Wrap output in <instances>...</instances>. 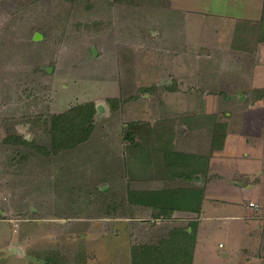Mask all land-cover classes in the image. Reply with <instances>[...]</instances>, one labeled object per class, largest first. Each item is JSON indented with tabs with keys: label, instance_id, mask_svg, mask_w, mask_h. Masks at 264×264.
<instances>
[{
	"label": "crops",
	"instance_id": "1",
	"mask_svg": "<svg viewBox=\"0 0 264 264\" xmlns=\"http://www.w3.org/2000/svg\"><path fill=\"white\" fill-rule=\"evenodd\" d=\"M162 2L167 45L162 74L169 79L160 82L151 47L141 63L123 67L128 84H114L100 97L117 103L135 91L147 92L145 99L127 104L137 138L129 165L135 180L115 182L119 206L113 217L104 209L96 223L81 215L77 220L85 225L71 226L61 213L75 210V192L64 179L57 180L60 187L53 178L38 184L40 203L31 220H20L7 210V198H0V264H264V0ZM204 44L222 50L221 57H201L197 49ZM138 47L126 58L136 61ZM132 73L144 74L145 82L130 81ZM191 75L203 77L201 84ZM247 90L259 95L242 92ZM100 98L75 106L93 103L100 113ZM207 120L214 126L206 139ZM138 125L146 128L145 146L138 143L143 139ZM119 131L117 155L123 145ZM96 135L94 127L87 141L58 154L86 151ZM85 194H78L84 204ZM63 203L66 210L60 212ZM129 203L131 214L125 215L122 207ZM106 218L114 219L110 227L103 224ZM141 245L155 249L153 258L137 252Z\"/></svg>",
	"mask_w": 264,
	"mask_h": 264
},
{
	"label": "rangeland",
	"instance_id": "2",
	"mask_svg": "<svg viewBox=\"0 0 264 264\" xmlns=\"http://www.w3.org/2000/svg\"><path fill=\"white\" fill-rule=\"evenodd\" d=\"M163 9L162 0H0V198H7V210L20 216V220L22 217L31 220L40 203L34 191L40 189L38 184L42 182L50 184L51 178L69 180L73 185L75 197L71 205H75V210L69 207L63 214L66 203L59 209L71 219L74 228L85 225L77 220L81 215L89 216V224L97 221L104 209L113 217L119 206L115 202V182L122 179L131 185L135 180L129 165L131 153L137 151L133 150L137 138L131 133L133 119L126 109L137 98L145 99L147 92L135 91L132 96L117 99V103L114 98L100 97L111 93L114 84H128L122 80L123 67L141 63L151 47L160 82L169 79L167 73L162 74L163 49L167 46L161 22ZM133 20L139 23H132ZM137 45L138 59L126 58L124 54ZM206 45L197 47L201 57L211 54L221 57L222 50L210 51ZM186 49L189 54L195 52H190L194 50L191 45ZM190 58L188 55L185 59L187 63ZM189 77L198 80V84L203 79L196 75ZM127 78L139 84L146 80L144 74L132 73ZM242 92L259 95L248 90ZM94 97L100 98L97 102L105 108L104 113L95 115L97 135L85 145L86 151L78 155L63 151L66 153L60 157L52 148V115ZM212 125L210 120L203 123V138L210 136ZM141 128L140 136L146 138V128ZM121 129L123 145L117 155L113 150L120 142ZM144 138L138 142L140 146L146 145ZM62 184L59 182L58 187ZM81 191L87 196L85 204L80 202ZM129 205L122 207L125 215L131 214ZM87 206L96 210L83 209ZM105 221L103 224L110 227L114 219ZM133 223L146 226H140L146 222ZM137 248V252L145 255L150 252V257L156 253L146 245Z\"/></svg>",
	"mask_w": 264,
	"mask_h": 264
},
{
	"label": "trees",
	"instance_id": "3",
	"mask_svg": "<svg viewBox=\"0 0 264 264\" xmlns=\"http://www.w3.org/2000/svg\"><path fill=\"white\" fill-rule=\"evenodd\" d=\"M96 112L95 104L87 103L75 106L64 114L53 115L50 121L53 151L58 153L76 148L87 141L95 127ZM171 200L174 201V197Z\"/></svg>",
	"mask_w": 264,
	"mask_h": 264
},
{
	"label": "water",
	"instance_id": "4",
	"mask_svg": "<svg viewBox=\"0 0 264 264\" xmlns=\"http://www.w3.org/2000/svg\"><path fill=\"white\" fill-rule=\"evenodd\" d=\"M97 108H98V111H99V112H103V111H104V109H103V106H102V105H99Z\"/></svg>",
	"mask_w": 264,
	"mask_h": 264
},
{
	"label": "built area",
	"instance_id": "5",
	"mask_svg": "<svg viewBox=\"0 0 264 264\" xmlns=\"http://www.w3.org/2000/svg\"><path fill=\"white\" fill-rule=\"evenodd\" d=\"M250 206H252V207H255V208H259V206L258 205H256V204H250Z\"/></svg>",
	"mask_w": 264,
	"mask_h": 264
}]
</instances>
